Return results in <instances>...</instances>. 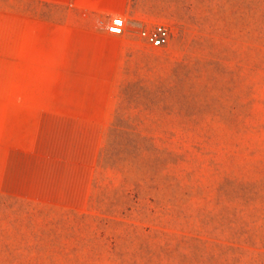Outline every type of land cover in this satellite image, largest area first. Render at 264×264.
Masks as SVG:
<instances>
[{
    "label": "rangeland",
    "instance_id": "374dc122",
    "mask_svg": "<svg viewBox=\"0 0 264 264\" xmlns=\"http://www.w3.org/2000/svg\"><path fill=\"white\" fill-rule=\"evenodd\" d=\"M132 4L0 0V264H264V0Z\"/></svg>",
    "mask_w": 264,
    "mask_h": 264
},
{
    "label": "crops",
    "instance_id": "0c3cea01",
    "mask_svg": "<svg viewBox=\"0 0 264 264\" xmlns=\"http://www.w3.org/2000/svg\"><path fill=\"white\" fill-rule=\"evenodd\" d=\"M30 1L32 2L34 0ZM132 1L133 0H37L40 4L45 3L53 7V10L78 11L81 13L84 26L98 25L102 28H105V24L110 21L112 16L119 15V13L131 12L135 8ZM30 11H34L33 4L30 5ZM36 11H42L41 5L37 6ZM108 33L111 34L110 32ZM19 57L20 59L22 58L21 47H19ZM20 72L18 73L20 83L15 87L17 93L15 111L24 121L37 122L39 119H36L33 114L35 113V103L42 100L41 92L31 81L23 85L22 72Z\"/></svg>",
    "mask_w": 264,
    "mask_h": 264
},
{
    "label": "built area",
    "instance_id": "2783aa9c",
    "mask_svg": "<svg viewBox=\"0 0 264 264\" xmlns=\"http://www.w3.org/2000/svg\"><path fill=\"white\" fill-rule=\"evenodd\" d=\"M105 28L111 34L121 35L126 31L127 19L123 15H114L105 24ZM170 34V26L162 22L155 23L152 27H146L141 30V35L153 46H163L168 43Z\"/></svg>",
    "mask_w": 264,
    "mask_h": 264
}]
</instances>
